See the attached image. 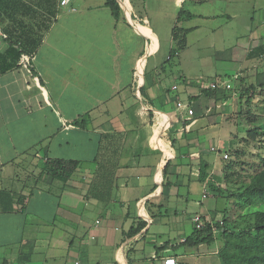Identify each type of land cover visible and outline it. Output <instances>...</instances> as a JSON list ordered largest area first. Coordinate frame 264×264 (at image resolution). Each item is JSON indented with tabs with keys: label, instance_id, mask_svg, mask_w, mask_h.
Returning a JSON list of instances; mask_svg holds the SVG:
<instances>
[{
	"label": "crops",
	"instance_id": "crops-1",
	"mask_svg": "<svg viewBox=\"0 0 264 264\" xmlns=\"http://www.w3.org/2000/svg\"><path fill=\"white\" fill-rule=\"evenodd\" d=\"M106 2L0 0V264H164L169 256L185 264V256L163 252L172 240L162 242L166 232L154 227L169 215L164 198L180 196L179 178L200 181L202 162L215 172L197 149L180 161L178 151L201 146L197 116L218 102L203 99L193 79L194 62L212 48L205 32L223 25L207 29L209 21H235L237 7L231 1V11L211 13L204 0H155L152 10L144 0L142 14L119 0L116 18ZM182 10L192 16L178 20ZM176 26L186 42L171 56ZM262 56L264 35L215 53L240 64L235 76L243 81L255 72L260 86L254 61ZM179 100L195 115L178 109ZM103 134H117L122 146L107 203L87 196ZM53 159L78 162L66 182L51 180ZM168 161L172 183L164 186ZM192 226L187 237L193 219Z\"/></svg>",
	"mask_w": 264,
	"mask_h": 264
},
{
	"label": "rangeland",
	"instance_id": "rangeland-1",
	"mask_svg": "<svg viewBox=\"0 0 264 264\" xmlns=\"http://www.w3.org/2000/svg\"><path fill=\"white\" fill-rule=\"evenodd\" d=\"M154 1L148 0L152 10ZM231 1L236 4L235 15L238 18L230 22L228 16H217L209 21L207 29L227 25L218 26L220 28L216 32L213 29L205 32L207 44H211L212 48H207L202 62H194L193 79L197 86L199 84L202 98L218 96V102H212L211 110L207 111L205 107L206 116H197L200 118V124L194 132L198 133L201 146L180 148L177 159L181 160V152H193L197 149L201 158L209 161L212 169L215 168L213 173L208 170L210 175L207 179V190L210 195L203 198L204 188L200 181L189 177L179 178L175 190L178 192L179 189L180 196L177 193L175 198H164L169 215L162 216L160 225L154 227L155 230L166 232L162 242L165 243L169 238L172 240L161 248L163 252L185 256V264H224L218 251L223 247L225 238L219 234L212 244L189 246L180 243L181 238L192 232V219L196 214H204L212 221L224 220L232 232L239 233L250 228L257 210H264V202L248 204L240 196L230 195V191L244 189L250 183L251 176L264 168V85L257 84L256 74L250 72V69L246 72L248 75H244L247 76L244 81L237 78L235 75L240 64L215 57L217 49L231 48L237 42L245 43L249 37L259 38L264 35V0ZM231 1L204 0L205 7L211 13L231 11L234 6L227 3ZM255 1H258L257 12H254ZM132 2L138 13L145 12L144 0ZM251 23L258 28L256 32L250 31ZM254 62H258V71L262 72L264 78V56L256 57ZM244 66L247 65H242V68ZM262 77L260 76V79ZM225 81H229L233 87L224 90ZM214 82L219 85L216 89L212 87ZM225 152L230 154L228 159L223 158ZM230 163L231 168L227 171L226 164ZM176 210L179 215L175 214ZM131 264H158V260L147 258L131 261Z\"/></svg>",
	"mask_w": 264,
	"mask_h": 264
},
{
	"label": "trees",
	"instance_id": "trees-1",
	"mask_svg": "<svg viewBox=\"0 0 264 264\" xmlns=\"http://www.w3.org/2000/svg\"><path fill=\"white\" fill-rule=\"evenodd\" d=\"M106 5L111 9L114 17L119 18L123 14L119 0H107ZM189 16H192L190 12L182 10L178 15V20ZM185 35L184 30L177 26L174 28L176 48L171 56L185 46ZM121 150L120 137L117 134H103L101 136L98 154L95 158L96 173L87 192L88 197L105 203L110 201V190L114 186V175L120 166L118 159ZM169 166L170 161L164 169V178L166 179L164 186L172 183L167 180ZM77 167L78 162L74 160L53 159L46 164V171L49 173L51 180L66 182ZM208 168V163L202 162L200 182H207L210 175ZM230 168L231 163L226 164V170L228 171ZM233 194L240 196L248 204L264 202V168L251 176L250 183L244 189L239 188L236 192L230 191V195ZM145 225L146 222L143 221L138 226L132 227L130 235L138 233ZM214 225L216 228H214ZM214 225L210 220H206L205 226L201 229L195 227L193 234L187 237L183 244L189 246L212 244L217 240L219 234L225 238L223 247L218 251L224 264H264V210H257L250 228L239 233L232 232L227 227L226 222L224 225H220L219 222L214 223Z\"/></svg>",
	"mask_w": 264,
	"mask_h": 264
},
{
	"label": "built area",
	"instance_id": "built-area-1",
	"mask_svg": "<svg viewBox=\"0 0 264 264\" xmlns=\"http://www.w3.org/2000/svg\"><path fill=\"white\" fill-rule=\"evenodd\" d=\"M68 2H69V0H62V4H66ZM218 86L219 85L217 82L212 83V87L214 89L218 88ZM223 86H224V89H231L233 87V85L229 81L223 82ZM174 88H176V87H174ZM177 108L184 111L185 114H187V116H189V117L195 115V109L189 103H184V102L179 100V101H177ZM229 157H230V154L228 152H225L223 155V158L228 159ZM203 188H204L203 198H207L210 195V192L207 190L208 189V182L203 183ZM206 220H209V219H207L206 217L204 218V216L201 214H196L193 217V222H194V225L197 229L203 228L205 226ZM210 221L212 222L213 225L216 222H219L220 225H224V223H225L224 220H217V221L210 220ZM100 222H101V220L97 219L95 221L93 227L94 228L97 227L100 224ZM214 228H216L215 225H214ZM92 238H94V236H92ZM163 263L164 264H180L178 259L174 256H169V257L164 258ZM76 264H79V262H76Z\"/></svg>",
	"mask_w": 264,
	"mask_h": 264
}]
</instances>
